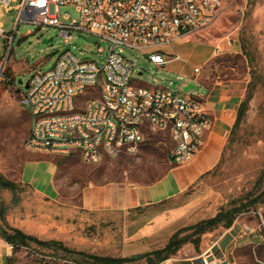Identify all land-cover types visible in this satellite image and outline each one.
I'll return each instance as SVG.
<instances>
[{
  "label": "rangeland",
  "instance_id": "374dc122",
  "mask_svg": "<svg viewBox=\"0 0 264 264\" xmlns=\"http://www.w3.org/2000/svg\"><path fill=\"white\" fill-rule=\"evenodd\" d=\"M20 2L13 3V10L0 18L3 31L13 37L12 42L0 38V61L10 48L6 80L0 83V176L13 184L12 189L0 187V240L8 242L4 234L12 236L15 231L27 239L10 262L0 259V264H24L26 252L32 251L89 264H103L102 260L147 264L144 256L163 248L177 231L241 206L244 210L234 222L246 223L261 237L236 250L233 261L264 264V229L257 215L261 212L264 217V0H233L208 27L183 36L172 47L155 48L179 57L163 67L151 64L147 53L123 49L122 55L134 65L135 86H160L204 96L208 90L199 82L241 81L245 88L242 102L248 104L217 167L173 199L126 211L84 209L83 188L110 182L148 184L161 178L172 147L169 136L146 131L135 155L105 157L92 165L83 163L77 154L28 151L25 140L30 117L20 105L16 90H23L34 74L52 69L67 50L79 60L100 63L108 52V42L97 35L74 33L72 41L64 43L57 28L41 29L31 24L16 28ZM60 14L64 23L79 18L70 6L61 7ZM218 44L223 50L214 54ZM99 48L104 50L102 58ZM195 67H201L197 79ZM186 86L192 88L184 90ZM39 159L57 163L51 187L47 185L51 175L48 161L27 168L26 179L38 180V188L45 194L20 177L26 161ZM224 230L218 226L200 237L198 248L187 243L173 257L185 260L198 255L209 249ZM212 252L220 256L214 248Z\"/></svg>",
  "mask_w": 264,
  "mask_h": 264
},
{
  "label": "built area",
  "instance_id": "2783aa9c",
  "mask_svg": "<svg viewBox=\"0 0 264 264\" xmlns=\"http://www.w3.org/2000/svg\"><path fill=\"white\" fill-rule=\"evenodd\" d=\"M17 0H0V18L13 10ZM233 0H21L16 28L31 24L59 30L64 43L74 33L93 34L108 42L100 63L79 60L69 50L54 67L36 73L18 88L20 105L30 117L25 148L31 152L79 155L87 165L105 157L135 155L146 131L166 133L172 147L167 159L175 166L190 163L204 146V135L212 120L201 98L169 88L135 86L134 65L122 55L123 49L147 53L148 61L163 67L179 57L155 50L172 47L183 36L208 27L221 9ZM70 6L79 18L61 21L60 8ZM68 19V18H66ZM0 38L13 41L2 29ZM231 47L230 40L226 41ZM220 44L214 54L222 51ZM0 61V83L6 80V60ZM104 50L98 49L100 58ZM201 67L194 68L197 77ZM264 229V217L257 212ZM261 237V235H260ZM17 250L0 240V259L11 261ZM24 264H89L36 252H26ZM192 262L236 264L226 258L201 253ZM157 264H182L169 257Z\"/></svg>",
  "mask_w": 264,
  "mask_h": 264
},
{
  "label": "crops",
  "instance_id": "0c3cea01",
  "mask_svg": "<svg viewBox=\"0 0 264 264\" xmlns=\"http://www.w3.org/2000/svg\"><path fill=\"white\" fill-rule=\"evenodd\" d=\"M194 78L197 79V77ZM199 83L205 86L208 92L204 96L195 94L201 98L207 114L211 117L212 126L205 133L204 146L196 157L183 166H175L167 159L168 165L164 175L148 184L110 182L101 185H88L82 190L84 209L89 211H126L157 205L183 194L201 177L217 167L235 124L245 88H242L241 81L223 80L208 85ZM42 160L48 161L51 175L47 180V185L51 187L57 172V164L51 159L26 161L22 166L20 177L23 183L33 187L35 191L45 194L42 189L38 188L40 183L38 180L32 177L26 179L28 166ZM257 238H260V235L256 233L255 228L237 220L230 228L224 230L220 238L209 249L199 254L205 253L210 257L233 260L236 250L252 244ZM213 248L220 253V256H216L212 252ZM192 258L182 260V264H199L192 262L190 260Z\"/></svg>",
  "mask_w": 264,
  "mask_h": 264
},
{
  "label": "trees",
  "instance_id": "16d2710c",
  "mask_svg": "<svg viewBox=\"0 0 264 264\" xmlns=\"http://www.w3.org/2000/svg\"><path fill=\"white\" fill-rule=\"evenodd\" d=\"M247 106L248 104L246 101L240 104L232 131L244 117ZM0 187L4 189H12L13 184L0 176ZM243 208L244 207L241 206L219 212L213 218L203 220L194 226L177 231L169 238L167 244L163 248L155 250L144 256L146 258L147 264H157L169 257L175 256L180 248L187 243H191L196 248H198V242L203 234L216 229L218 226H222L225 229L230 228L234 223L235 218L244 210ZM4 238L8 241V243L12 244L16 248L23 244L27 239L24 235L16 231L12 236L4 234ZM130 260L124 259L123 262H130ZM101 262H103V264H123L121 263L122 261L119 262L117 260H102Z\"/></svg>",
  "mask_w": 264,
  "mask_h": 264
},
{
  "label": "water",
  "instance_id": "95a60500",
  "mask_svg": "<svg viewBox=\"0 0 264 264\" xmlns=\"http://www.w3.org/2000/svg\"><path fill=\"white\" fill-rule=\"evenodd\" d=\"M19 82H21V81H19ZM25 88H28V85L27 84L25 85ZM190 88H192V86L185 87L184 90H188Z\"/></svg>",
  "mask_w": 264,
  "mask_h": 264
}]
</instances>
